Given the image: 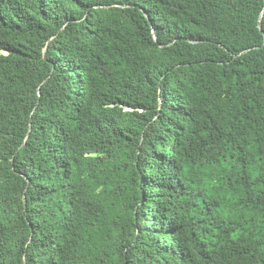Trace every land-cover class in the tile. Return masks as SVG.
<instances>
[{"label":"trees","instance_id":"obj_1","mask_svg":"<svg viewBox=\"0 0 264 264\" xmlns=\"http://www.w3.org/2000/svg\"><path fill=\"white\" fill-rule=\"evenodd\" d=\"M0 264H264V0H0Z\"/></svg>","mask_w":264,"mask_h":264}]
</instances>
